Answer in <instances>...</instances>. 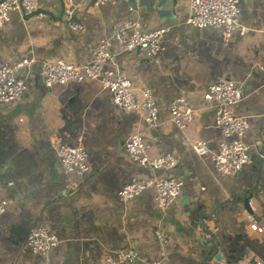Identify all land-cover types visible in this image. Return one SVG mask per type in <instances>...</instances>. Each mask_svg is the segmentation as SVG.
I'll return each mask as SVG.
<instances>
[{
    "label": "crops",
    "instance_id": "crops-1",
    "mask_svg": "<svg viewBox=\"0 0 264 264\" xmlns=\"http://www.w3.org/2000/svg\"><path fill=\"white\" fill-rule=\"evenodd\" d=\"M45 16L15 9L0 27V66L32 60L17 75L27 91L19 100L0 102V193L7 199L0 215V264H103L116 250L132 248L140 261L165 264H224L264 261V237L249 226L248 213L264 223V0H239L245 35L225 36L213 28L186 23L189 0H36ZM136 20L142 30L167 28L157 59L149 62L122 50L112 26ZM71 22L81 24L80 30ZM110 42L113 67L135 86L146 87L158 107L155 123L116 106L111 93L86 79L51 87L39 81L43 62L84 65L92 46ZM232 79L242 87L238 114L248 117L244 138L249 162L234 175L220 173L212 154L224 140L214 125L216 104L203 98L208 85ZM185 97L194 110L189 128L170 121L169 103ZM140 133L150 155L175 153L172 168L133 161L125 140ZM208 152L195 154L189 140ZM59 142L80 145L88 171L68 173L60 166ZM183 182L181 195L159 209L148 188L127 202L118 191L134 177H172ZM251 194L248 207L237 196ZM44 223L57 244L47 257L25 245L28 230ZM167 234L160 244L154 229Z\"/></svg>",
    "mask_w": 264,
    "mask_h": 264
},
{
    "label": "built area",
    "instance_id": "built-area-1",
    "mask_svg": "<svg viewBox=\"0 0 264 264\" xmlns=\"http://www.w3.org/2000/svg\"><path fill=\"white\" fill-rule=\"evenodd\" d=\"M69 7L73 0H62ZM101 4L105 0H92ZM18 9L24 16L42 17L46 12L36 0H0V27L8 20L9 13ZM239 0H189V14L186 23L197 29L213 28L222 31L225 36L233 32L245 35L246 29L239 22ZM71 28L80 30L81 24L71 22ZM167 28L142 30L136 20L116 22L112 26L111 36L125 51L134 52L139 58L153 62L163 48ZM93 60L82 66L66 60L43 62L39 71V81L45 87L61 85L67 82H80L86 79L97 81L111 93L113 103L126 111L138 112L149 124L155 123L158 107L152 93L146 87L135 86L120 70L113 67L114 57L110 42L99 40L92 46ZM27 58L14 65L4 63L0 66V102L19 100L27 91L23 77L18 70L28 65ZM203 98L216 104L214 125L224 140L218 150L212 154L214 167L222 174L239 173L249 162L250 155L244 138L249 129L248 117L238 114L235 105L242 99L241 85L232 79H221L207 86ZM170 121L179 129L189 128L194 121V110L185 97H178L169 103ZM192 151L197 155L208 152L203 140H189ZM125 153L135 162L151 168H172L178 163L175 153L150 155L148 145L140 133L131 134L124 142ZM60 166L68 173L83 175L88 171L87 154L80 146L59 142L55 147ZM183 182L172 177H134L118 191L122 202H127L144 190L154 191L156 206L164 210L181 195ZM8 201L0 193V215L5 211ZM249 226L264 237V223L257 220L253 213L247 214ZM160 244L167 242V234L160 228L153 231ZM57 244L56 237L44 223L32 226L26 236L25 245L35 254L47 257L51 248ZM103 264H165L162 260L140 261L132 248L116 250L104 259ZM243 264H264L258 258L247 260Z\"/></svg>",
    "mask_w": 264,
    "mask_h": 264
},
{
    "label": "water",
    "instance_id": "water-1",
    "mask_svg": "<svg viewBox=\"0 0 264 264\" xmlns=\"http://www.w3.org/2000/svg\"><path fill=\"white\" fill-rule=\"evenodd\" d=\"M129 1H131V2H135L136 0H129ZM141 2L142 1H144V0H140ZM238 198H243L244 199V205L246 206V207H248V201H249V199H250V197H251V194H249V195H247L246 196V194H244V195H240V196H237ZM209 257H211V258H213L214 260H216V261H218L219 263H226V258L225 257H223V256H221L219 253H215V254H213V255H211V256H209ZM216 264V263H215Z\"/></svg>",
    "mask_w": 264,
    "mask_h": 264
}]
</instances>
